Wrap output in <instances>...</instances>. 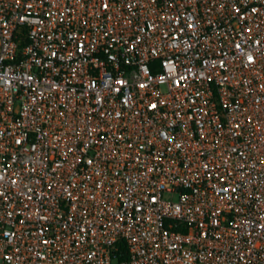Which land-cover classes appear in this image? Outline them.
<instances>
[{"label":"built area","instance_id":"built-area-1","mask_svg":"<svg viewBox=\"0 0 264 264\" xmlns=\"http://www.w3.org/2000/svg\"><path fill=\"white\" fill-rule=\"evenodd\" d=\"M0 264H264V0H0Z\"/></svg>","mask_w":264,"mask_h":264}]
</instances>
